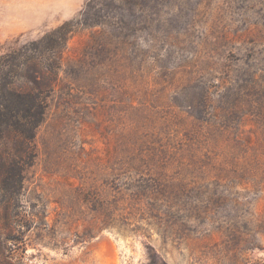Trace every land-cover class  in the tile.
I'll return each mask as SVG.
<instances>
[{
	"label": "rangeland",
	"instance_id": "374dc122",
	"mask_svg": "<svg viewBox=\"0 0 264 264\" xmlns=\"http://www.w3.org/2000/svg\"><path fill=\"white\" fill-rule=\"evenodd\" d=\"M66 21L0 264H264V0H0V55Z\"/></svg>",
	"mask_w": 264,
	"mask_h": 264
},
{
	"label": "trees",
	"instance_id": "16d2710c",
	"mask_svg": "<svg viewBox=\"0 0 264 264\" xmlns=\"http://www.w3.org/2000/svg\"><path fill=\"white\" fill-rule=\"evenodd\" d=\"M81 22L91 24L89 19ZM73 24L63 22L40 38L0 55V139L6 133H14L16 141L25 145L34 139L58 79V53L66 47ZM28 153L27 149L23 156ZM20 169L17 167L19 175ZM6 170L9 174L16 171L11 166ZM12 259L7 264H20L19 261L12 263Z\"/></svg>",
	"mask_w": 264,
	"mask_h": 264
},
{
	"label": "bare ground",
	"instance_id": "6f19581e",
	"mask_svg": "<svg viewBox=\"0 0 264 264\" xmlns=\"http://www.w3.org/2000/svg\"><path fill=\"white\" fill-rule=\"evenodd\" d=\"M100 246H101L100 251H101V255H102L101 257L104 261L103 264H116L117 259L115 256V251H114L115 247H114L113 243L110 240H108L107 238H105L103 243L100 244ZM100 251H99V253H100Z\"/></svg>",
	"mask_w": 264,
	"mask_h": 264
},
{
	"label": "water",
	"instance_id": "95a60500",
	"mask_svg": "<svg viewBox=\"0 0 264 264\" xmlns=\"http://www.w3.org/2000/svg\"><path fill=\"white\" fill-rule=\"evenodd\" d=\"M104 238H108L110 240V238L106 235H101L98 240L95 242L96 244H98L100 242V240H103ZM111 241V240H110Z\"/></svg>",
	"mask_w": 264,
	"mask_h": 264
}]
</instances>
